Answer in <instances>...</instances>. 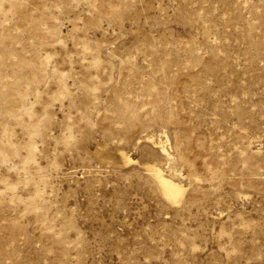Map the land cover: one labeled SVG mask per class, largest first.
Returning <instances> with one entry per match:
<instances>
[{
	"label": "rangeland",
	"instance_id": "1",
	"mask_svg": "<svg viewBox=\"0 0 264 264\" xmlns=\"http://www.w3.org/2000/svg\"><path fill=\"white\" fill-rule=\"evenodd\" d=\"M0 264H264V0H0Z\"/></svg>",
	"mask_w": 264,
	"mask_h": 264
},
{
	"label": "bare ground",
	"instance_id": "2",
	"mask_svg": "<svg viewBox=\"0 0 264 264\" xmlns=\"http://www.w3.org/2000/svg\"><path fill=\"white\" fill-rule=\"evenodd\" d=\"M160 148L163 153L166 152L165 147L163 145ZM146 168L156 178L163 195L172 202H178L182 195L183 186L173 181L172 179L166 177L160 167L148 164Z\"/></svg>",
	"mask_w": 264,
	"mask_h": 264
}]
</instances>
